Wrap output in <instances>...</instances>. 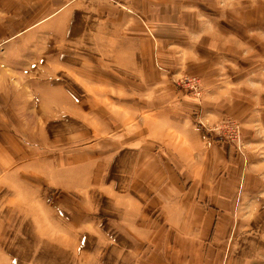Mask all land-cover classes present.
<instances>
[{
	"label": "rangeland",
	"instance_id": "rangeland-1",
	"mask_svg": "<svg viewBox=\"0 0 264 264\" xmlns=\"http://www.w3.org/2000/svg\"><path fill=\"white\" fill-rule=\"evenodd\" d=\"M240 1L242 40L255 41L252 53L241 48L242 60L226 61L206 44L188 42L203 16L228 11L231 0H177L171 53L169 40L162 43L146 27L149 42L122 51L116 23L123 18L113 13L114 22H100L85 2L66 26V15L59 23L50 18L48 31L58 30L57 38L34 43L27 59L9 67L0 57L6 66H0V264H164L167 225L158 213L136 222L129 173L120 169L121 143L129 150L142 141L164 174L158 181L172 179L175 163L191 162V174L180 172L190 183L214 181L234 191L226 203L209 204L221 210L224 264H264V171L248 165L252 137L264 134L256 91L264 89V40L248 29L264 19V0ZM189 4L192 14L182 10ZM227 83L240 91L229 95ZM232 95L239 104L230 105ZM198 133L231 150V164H219L230 158L218 150L197 172L201 157L189 155L187 145L200 147ZM151 190L139 192L151 201Z\"/></svg>",
	"mask_w": 264,
	"mask_h": 264
},
{
	"label": "crops",
	"instance_id": "crops-1",
	"mask_svg": "<svg viewBox=\"0 0 264 264\" xmlns=\"http://www.w3.org/2000/svg\"><path fill=\"white\" fill-rule=\"evenodd\" d=\"M231 1V4L226 5L228 11L224 9L220 12L216 9L213 15L203 16L205 21L201 22L199 31H196L195 34L193 33L188 40L192 45L206 44L208 50L220 53L222 59L226 61L242 60L241 48H248L249 46V51L251 52L250 43L255 42L251 37L247 39L243 37L244 39L242 40L240 25H243L244 11H242L240 0ZM250 1L255 2L256 0ZM85 2L90 3L86 10L91 13H97L100 22L103 19L114 22L112 19L113 13H118L123 18L121 22L116 23V27L122 29V36L119 41L126 45L121 48L122 51H134L139 40L144 39L145 42H149L150 38L148 39L144 36V27L152 30L162 43H166L167 38L169 40L170 53L173 52V48L176 49L178 43V40H176L178 37L176 26L177 0H0V57L9 61V67L15 65V61L20 62L27 59L30 54V48L34 43H44L50 38H57L58 30L56 34L48 31L49 23L52 22L50 18L53 19V22L59 23L60 17L66 15L65 24L63 25L66 26L76 8L82 7ZM182 10L192 14L194 9L189 4ZM109 15L111 16L110 18H108ZM251 29L264 40V19L254 22L248 30ZM38 31H41V37H33L34 33ZM144 41L141 43L140 50H143ZM21 43L24 45L23 51H20L18 47V44ZM94 44L96 45V42ZM0 66L6 67L2 63H0ZM11 72L12 69H10V74L14 73ZM235 72L232 67H229L227 71L230 75H234ZM227 84L228 87L224 91L229 95L234 91L239 92L241 89L239 84ZM260 86L262 87L264 84L260 83ZM259 89H256L257 100L264 103V89ZM228 98L231 101L230 105L240 103L238 99H234V95ZM262 113L258 123L264 127V111ZM200 134H197L200 147L189 145V143L187 145L190 150L189 155L191 152L192 156L201 157L202 167L197 169V172L207 170L211 163V158L208 159V157L218 152V150H220L221 156L222 153L225 155L226 152L230 158L231 150L228 151L227 148L224 152L223 146L219 147L214 145L215 143L213 144V142L203 141V136ZM252 138L254 142H250L248 146L250 156V159H248L249 170L264 171V134L258 135L256 133ZM142 143L145 142L127 145L138 147L129 150L126 149L125 144L121 143V153L124 154V157H122L120 169L129 173L127 187L132 189L133 198L136 197L134 205L131 203L133 205L132 216L136 218V222L148 221L151 216L154 218V215L158 213L155 218L159 216V219L167 225L166 233H164L167 237L164 264H224V222L222 220L221 223L217 222L221 210H214L209 204L226 203L225 198L230 197V194H233L234 191L230 190L226 184L220 185L214 181L204 180L205 182L190 183L188 177L182 176L181 173L187 174L192 171V166L191 168L189 167L191 162L180 168L175 163V169L172 172H168L172 179L170 177L164 181H158L157 179H160L164 174L160 171L159 163L156 164V157L150 159L149 155H146L144 148L140 146ZM193 147L195 148L194 150ZM212 150L214 152L211 154ZM109 154L106 152V155ZM113 157L114 155H111V158ZM224 157H220L219 164H231L232 158H230V161H226ZM233 157L236 159L235 156ZM257 161L262 164H256L253 167V164ZM108 164L110 166V163ZM240 164L238 163L236 168L240 167ZM92 171L95 172L94 170ZM96 172L98 174V171ZM179 173L180 175L178 176ZM194 178L204 179L206 176L205 174L196 176L194 173ZM109 186H113V184ZM142 186L152 188L153 196L151 201L146 200L148 197L142 191L139 192ZM196 197L198 199L195 201ZM118 209L124 211L122 206L118 207ZM121 217L123 218L124 215Z\"/></svg>",
	"mask_w": 264,
	"mask_h": 264
}]
</instances>
